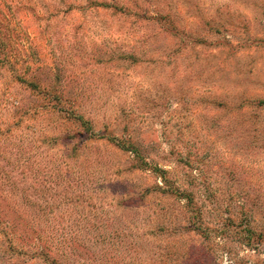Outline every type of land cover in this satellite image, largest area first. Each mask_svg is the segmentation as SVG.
<instances>
[{"label": "rangeland", "instance_id": "obj_1", "mask_svg": "<svg viewBox=\"0 0 264 264\" xmlns=\"http://www.w3.org/2000/svg\"><path fill=\"white\" fill-rule=\"evenodd\" d=\"M30 2L0 264H264V0Z\"/></svg>", "mask_w": 264, "mask_h": 264}, {"label": "trees", "instance_id": "obj_2", "mask_svg": "<svg viewBox=\"0 0 264 264\" xmlns=\"http://www.w3.org/2000/svg\"><path fill=\"white\" fill-rule=\"evenodd\" d=\"M27 1V2H26ZM28 3V5H27ZM97 3V4H95ZM99 6H108L107 2H92L91 5ZM72 4L71 7H73ZM33 4L30 0H0V65H6L23 58V55L19 57L18 53L21 49L20 44L17 39L19 35L17 32L13 31L14 28L9 27L8 25H19L25 21V18L29 13L34 14ZM37 18V17H36ZM8 32H5V31ZM12 33H15L11 35ZM55 38V37H54ZM15 40L16 48L12 45ZM25 58V57H24ZM73 117L72 112L70 111L69 117ZM136 152V151H135ZM145 164V162H143ZM155 172H158L160 169L155 167ZM18 229V230H17ZM15 227V224H3L1 227V233L6 234L10 233L13 235H20L23 233L20 228Z\"/></svg>", "mask_w": 264, "mask_h": 264}]
</instances>
